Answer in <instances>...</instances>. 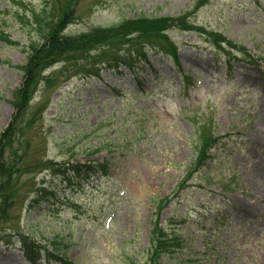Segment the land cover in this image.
I'll list each match as a JSON object with an SVG mask.
<instances>
[{"label":"rangeland","instance_id":"1","mask_svg":"<svg viewBox=\"0 0 264 264\" xmlns=\"http://www.w3.org/2000/svg\"><path fill=\"white\" fill-rule=\"evenodd\" d=\"M49 1L0 0V13L10 18L5 32L19 42H0V136L15 115L13 93L23 82L18 68L28 55L22 47L41 38L13 22L15 11L36 12ZM60 1L53 2L56 14L68 0ZM198 1L81 0L65 33L141 16L177 17ZM190 20L256 54L260 67L228 64L204 37L171 32L177 62L148 51L147 62L137 65L142 94L124 68L123 75L103 71L101 80L53 74L49 89L43 93L41 83L14 122L4 151V166L13 156L18 164L6 187L0 184L9 198L0 204V238L28 234L47 247L56 242L73 264H144L155 205L184 184L206 125L218 145L162 213V224L181 242L171 264H264V0H212ZM106 160L109 178L76 193L50 171L41 173L45 162ZM42 181L56 195L31 208ZM0 264H27L16 238L0 242Z\"/></svg>","mask_w":264,"mask_h":264},{"label":"trees","instance_id":"2","mask_svg":"<svg viewBox=\"0 0 264 264\" xmlns=\"http://www.w3.org/2000/svg\"><path fill=\"white\" fill-rule=\"evenodd\" d=\"M80 1L68 0L56 14L53 2L60 5L61 1L50 0L44 4L41 10L30 13L29 20L27 16H23V12L20 10L15 13L20 23H26L29 27L38 30L41 38L24 48V51L28 53L27 64L25 67L18 68L23 73V82L20 88L14 92L15 115L13 122L0 136V184L5 183L9 177L11 179V175L14 174L18 164V157L16 156H13L15 160H12L11 166H4L5 162L3 161L5 148L10 146L9 140L11 137L12 139L15 137L14 133L16 134L14 122L17 121L20 113L27 110L30 101L39 92L41 83H43V93L49 89L54 80L53 74L56 75L55 77H67V81L75 77L82 80L87 78L99 79L103 69L111 70L125 67L135 75L136 65L147 58V50L165 53L174 59L176 58L177 47L168 36V32L173 30L196 32L205 36L217 52H223L228 58H231L233 51L244 52V49H239L222 34L207 31L189 23V18L209 4L211 0H199L191 12L176 18L154 19L141 16L133 20H124L110 27L96 28L88 33L76 36L66 35L65 31L74 21L75 8ZM8 24L9 19L0 13V41L18 47L19 43L11 41L3 30ZM247 57L253 64L254 60L250 56ZM52 69L55 70L51 71ZM47 72L49 73L45 75ZM37 81L39 82L38 85ZM139 86L141 87L140 82ZM199 130L201 138L196 148L198 157L188 171V178L190 172H195L206 164L210 158L209 153L212 146L217 142L213 135L208 133L206 125H201ZM42 167L41 173L50 171L53 176L59 175L63 179L62 183L69 188L74 185H90L98 177L106 176L108 171L107 164L100 165L97 163L61 165L56 162H45ZM9 169H11L10 173L7 172ZM4 187H6L5 184ZM35 187L37 192L31 208L36 205L39 206L43 200H47L48 196H55L49 188L45 187L44 183L35 184ZM3 193L0 191V204L6 205L5 203L9 201V198L7 200ZM163 205H165L164 202L157 205L158 212L151 230V246L147 251L149 257L144 264H163L164 260L173 258L180 247V242L175 234L168 233L160 226L159 218ZM16 238L19 240L25 259L30 264H38L40 261L47 264H72L64 255L65 252H61L55 247L56 242L47 247L28 234H17ZM2 239L9 242L10 237L8 235L6 238H0V240Z\"/></svg>","mask_w":264,"mask_h":264}]
</instances>
